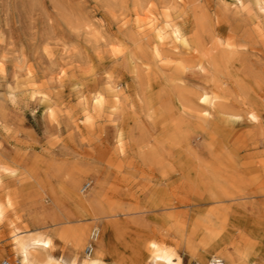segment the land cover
I'll list each match as a JSON object with an SVG mask.
<instances>
[{
	"label": "rangeland",
	"instance_id": "374dc122",
	"mask_svg": "<svg viewBox=\"0 0 264 264\" xmlns=\"http://www.w3.org/2000/svg\"><path fill=\"white\" fill-rule=\"evenodd\" d=\"M232 6L231 0H0L4 158L23 167L34 159L38 180L49 170H71L79 189L86 182L92 188L97 178L106 201L119 210L109 220L124 240L155 241L180 253L184 264L197 262L177 225L187 228L193 218L201 221L240 203H248V211L253 204L259 211L255 218L264 220L263 183L250 184L245 193L250 198L244 201H196L204 195L196 188L194 170L202 180L225 187L232 176L247 182L264 176V157L250 151L260 139L259 129L239 113L236 88L224 93L232 96L224 122L212 115L205 121L209 107L199 99L207 84L200 72L203 61L190 43L196 32L203 48L215 38L236 45L234 73L262 96L264 126V12L251 0H245L244 9ZM192 17L208 22L204 19L205 27L197 30ZM172 28L189 46L176 39ZM181 134L187 138L180 139ZM0 181L5 190L15 186L12 179ZM150 200L172 202L173 208H150ZM47 207L4 210L0 262L18 264L13 235L30 232L26 222L46 214ZM200 226L195 224L196 241L202 238ZM56 245L54 253L66 256Z\"/></svg>",
	"mask_w": 264,
	"mask_h": 264
},
{
	"label": "bare ground",
	"instance_id": "6f19581e",
	"mask_svg": "<svg viewBox=\"0 0 264 264\" xmlns=\"http://www.w3.org/2000/svg\"><path fill=\"white\" fill-rule=\"evenodd\" d=\"M231 1L237 8L240 7L244 9L245 0ZM251 1L255 2L258 9L264 12V0ZM191 9L190 11L194 12L195 9ZM196 10L198 11L197 7ZM233 10L237 13V9ZM170 11L173 13L172 10ZM240 14L243 15L242 13ZM200 15L204 14L200 13ZM241 15L239 17H241ZM233 17H235V15ZM167 19L169 20V18ZM204 19L205 18H193L194 28L196 27L197 30L202 28L200 26L203 24L202 21ZM237 20L236 22H240L239 24L241 25V21H239V19ZM248 20L250 21L251 19ZM245 21L247 20L244 19V22ZM253 23L252 21L250 24ZM259 23L257 24L258 27L260 25ZM246 25L245 23V27ZM171 26L173 27V25ZM254 28L251 29V33H256ZM172 30L178 41L180 40V42L185 45L189 44V40L181 36L176 28H172ZM231 30L232 32L238 33V31H233V28H231ZM203 33L205 32L203 31ZM240 33L242 34L243 32L240 30ZM196 34L197 32L194 33L190 43H192V49L199 53L203 61L204 66L201 68L202 70H200V72L202 74H200L207 84V86L203 87L205 89L201 90L199 93V99L209 107L208 115L207 117L203 116V119L208 121L212 115V117H217L223 120V122L226 121L227 118L223 117V112L231 106L229 104L231 103L230 99L232 96H229L231 98L223 96L231 87L236 88L238 91L237 94H239V98H235L237 99L236 104H239L241 108L239 113L243 112L242 114L245 116L246 120L259 129L260 139L256 146L250 150L252 151L251 155L259 158L264 157V126L260 123L263 100L261 98L262 96L260 97L259 95L260 93L258 94L254 88L243 83L239 76L234 73L233 62L238 52L236 45L229 40L224 41L220 38H215L208 48H203ZM254 37H252L255 39V41H253L256 42V38ZM210 41L208 42L210 43ZM245 41L247 42V40ZM192 66L195 68V63ZM196 69L198 68L196 67ZM200 74L195 76L199 77ZM199 81L203 82L201 78H199L198 82ZM200 84L202 83L200 82ZM228 93H230V91ZM235 99H233L234 102H236ZM181 112L183 113L182 110L180 114ZM231 112H233V110L230 111V113ZM2 115L3 113L1 116ZM179 138L185 139L187 136L181 134ZM202 145L204 149L210 152V147L207 146L206 142L202 143ZM151 148L153 147H149V149ZM4 154L0 151V180L3 178L12 179L15 182H13L15 186L12 190H5L0 181V196L4 199L2 202L0 201V218L1 216L3 218L2 214L4 210L8 208L25 209L27 206L29 207L33 204H39L41 207H45V203L49 206L47 207L48 212L46 214L34 216V218L26 222L25 228H32L30 232H23L25 235L15 232L16 234L13 235L14 251L18 259V264H184L185 261L180 253L172 251L155 241L124 240L122 238V233H120L116 225L109 220L114 217L119 210L113 208L112 205L106 201L101 193V184L97 178L94 177L92 179V184L94 183L93 187L83 192L82 187L80 189L78 188L80 182L79 178L71 170L64 173H61L60 170H49L45 173V178L43 180H38L33 168L34 159L30 160V163L23 167V164L21 165V163L19 164L9 160L10 158L7 161L8 157L5 159L4 157H6V154ZM7 154L9 155L10 153ZM32 158L35 157L33 156ZM158 160L157 164H159ZM157 164L155 166H157ZM167 167L168 166H166V168ZM194 171V183L196 188L204 195L203 198H198L196 200L199 202L211 201L220 203L225 200L228 202L244 201L250 198L245 195L246 188L250 186V184H264V176L262 179L255 176L250 179L249 182L243 177L232 176L229 184L230 187H225L212 182L210 179L202 180V176L200 177L199 173L196 170ZM4 181L3 183H5ZM261 193L264 194V190L261 191ZM36 195L38 198L34 199ZM195 203L196 202H194V204ZM247 204L240 203L237 206L228 205L221 207V210L217 214L207 215L202 218L201 221L197 218H193L187 228L176 226L181 230L178 235L184 238V241L187 242L185 244L189 245L188 252L190 256L194 257L197 264H208L209 260L212 258H221L224 264H264V220L260 221L256 219L254 214L258 211L257 207L251 204V207L248 206V209L251 208V210L248 211L246 207ZM171 205L172 202L153 200L149 202L150 208L170 207ZM154 211L155 209L153 212ZM179 221L181 223L183 220ZM86 222H90L91 225ZM15 224L18 225L17 223ZM195 224L201 225L200 234L202 238L198 241H196L198 236L194 237ZM90 226L93 227L89 232ZM18 228L14 230L18 231ZM185 230L186 232H184ZM57 242H59L63 250L65 249V251H67L66 256H57L54 253ZM87 248H89V250Z\"/></svg>",
	"mask_w": 264,
	"mask_h": 264
},
{
	"label": "built area",
	"instance_id": "2783aa9c",
	"mask_svg": "<svg viewBox=\"0 0 264 264\" xmlns=\"http://www.w3.org/2000/svg\"><path fill=\"white\" fill-rule=\"evenodd\" d=\"M91 184L89 182H86L82 186V191L86 192L90 188ZM89 250V248H87ZM0 264H12L8 260H3L0 262ZM208 264H224V261L221 258H212L209 260Z\"/></svg>",
	"mask_w": 264,
	"mask_h": 264
}]
</instances>
